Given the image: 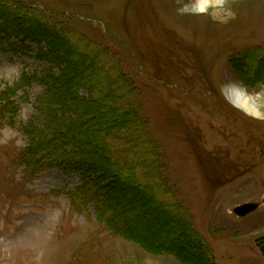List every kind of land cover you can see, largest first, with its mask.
I'll return each instance as SVG.
<instances>
[{
    "label": "rangeland",
    "instance_id": "1",
    "mask_svg": "<svg viewBox=\"0 0 264 264\" xmlns=\"http://www.w3.org/2000/svg\"><path fill=\"white\" fill-rule=\"evenodd\" d=\"M34 16L74 30L69 41L58 32L53 59L61 70L46 73L86 80L94 98L86 112L67 115L72 124L60 114L48 132L37 124L41 143L75 135L79 155L92 160L125 108L114 85L131 88L150 137L142 148L109 147L105 158L108 171L136 175L138 189L127 178L107 198L134 237L98 217L79 177L27 168L24 127L44 90L21 78L43 69L18 34L44 33ZM2 20L0 264H264L257 242L264 236V0H0ZM235 91L250 97L252 112L234 103ZM157 202L184 217L175 221ZM248 203L258 208L234 212Z\"/></svg>",
    "mask_w": 264,
    "mask_h": 264
},
{
    "label": "trees",
    "instance_id": "2",
    "mask_svg": "<svg viewBox=\"0 0 264 264\" xmlns=\"http://www.w3.org/2000/svg\"><path fill=\"white\" fill-rule=\"evenodd\" d=\"M34 18L36 20V27H39L41 31L45 30V34H51L50 32H52V39H50V37L45 39L46 37H44L43 32H41V37L38 35L33 36V31L31 32L30 36L26 35L27 32L23 31H21V33L19 34L17 33L20 36L19 38L21 40H19V42L21 45L26 44L25 42L31 43L32 46L29 48L30 51L28 55H30V57L32 56L31 58L35 59V61H38L40 65H42L43 69L41 70V73L39 72V74L37 75L29 74V77L22 76L21 78L23 80L24 86L28 84V80H31L34 82H39L43 86L44 90L42 96H40L36 102L37 115L33 119L34 121L32 120V123L30 125L27 124L24 127V133L27 134L28 137H30L31 143V145L28 147V153L26 155V162L28 164L27 168H29L30 165L33 164L36 166L35 168L39 170H44L46 168H55L60 169V171L64 173L73 174L79 177L82 181V187H80L79 190L85 193L84 200L86 202L94 203L97 209L98 217L109 223V225L118 234H121L124 237L128 236V238L134 237L136 236L137 230L135 228L130 229L129 226L125 224L127 218L122 214V212H118L116 210L112 203V199L110 200L109 198L108 200L107 198L109 196V193H116V190L121 187L119 186V184L127 183V178L130 182V188L138 189V184L134 179L136 178V175L134 173L132 174L128 172L123 173V171L120 173L114 171L111 172V168L108 167V165L112 163V161H108V158H105V156H108L109 147L114 149V151H117L122 150V148H124L125 146L134 145L136 143L140 144V147L142 148V144L144 143L145 139L150 137V135L148 134L147 125L144 119H142L141 117L139 110L140 108L137 104L134 103L133 99L131 98L132 95L130 96V93L132 92L130 90L131 88L127 85H125L124 88L122 84L121 87L118 83L113 87L118 89V94L114 93L113 88L110 87L108 89V93L111 95L110 97H113V99L111 100H114L116 98V94H123L122 101L125 103V108L123 107L124 111H122L121 118L119 117V119L116 120L115 124L111 125L109 128L104 129L105 135L109 136L108 138L111 137V139L107 140L105 144L99 147V149L93 155L92 160L83 158L79 155L80 152H77L78 140L75 135H52L47 142H45L44 144L41 143L39 139V125L42 124V128L48 132L51 128L50 126H52L49 120L53 117L56 118L55 116H57V114H60L61 118L64 121L65 119H68L67 121L69 122V124H72V119L67 115L75 113L78 110L86 112L90 105H92L91 103L94 101V98L92 97V88H87L89 84L86 82V80L71 81L70 79L66 78L62 81H59L57 74L54 75L46 73V70H50L51 67H53L54 69L59 68V71L61 70V67L58 65L57 61L53 59L54 50L60 47V41L57 38L59 37L58 32H60L62 36H64V38L69 41L70 37L68 36H73L74 30H62L60 28V30H57V27H60V23L57 19L49 18V20H43L39 16H34ZM26 21H28V19L23 22ZM0 24V30H4L5 27L3 26V20ZM67 32L68 35L66 37L64 33L67 34ZM1 37L3 38V36ZM53 41L56 42L55 45L53 44ZM6 50L8 51V49ZM11 50L14 52L15 49L12 48ZM59 73L62 74V72ZM60 77H62V75ZM121 80L125 82L127 79L122 77ZM19 86H21V84H19ZM61 87L64 88V94L66 97H62L61 95L57 94V92H62L60 91ZM86 89L90 90L86 92ZM100 98L102 99L101 96ZM52 100L53 102H51ZM78 104L82 105L80 109L78 107ZM39 120L42 122H40ZM56 122L59 121L56 120ZM81 122L89 123L90 121L88 122L86 118ZM52 124L54 123L52 122ZM85 129H87V127ZM113 130H115L116 132L113 133ZM86 144L90 145L92 143L87 141ZM123 165H125L123 160L122 162L116 163V166L118 167H122ZM107 168H110L109 171ZM153 169L154 168H149V170ZM133 181L135 183H133ZM159 203L157 202V205ZM160 204L162 210L160 212H166L167 214L170 213L171 215L176 214L174 217L172 216L175 221H179L184 217V214L183 212H181L179 207L172 206V209L165 205L164 202ZM131 210L133 212L139 211L136 208ZM173 212H175V214H173ZM162 250L166 251L168 250V247L165 246Z\"/></svg>",
    "mask_w": 264,
    "mask_h": 264
},
{
    "label": "bare ground",
    "instance_id": "3",
    "mask_svg": "<svg viewBox=\"0 0 264 264\" xmlns=\"http://www.w3.org/2000/svg\"><path fill=\"white\" fill-rule=\"evenodd\" d=\"M227 0H222L223 4L226 3ZM246 94V93H245ZM235 104H237L240 108L245 111L252 112L253 105L251 103V99L248 95H243L241 91L232 92L230 95ZM113 175V174H112Z\"/></svg>",
    "mask_w": 264,
    "mask_h": 264
},
{
    "label": "water",
    "instance_id": "4",
    "mask_svg": "<svg viewBox=\"0 0 264 264\" xmlns=\"http://www.w3.org/2000/svg\"><path fill=\"white\" fill-rule=\"evenodd\" d=\"M257 204L254 203H248L244 204L242 206H239L235 208L234 212L239 216H246L249 213L255 211L257 209ZM258 245L260 246V250L264 257V236H261L257 239Z\"/></svg>",
    "mask_w": 264,
    "mask_h": 264
},
{
    "label": "snow or ice",
    "instance_id": "5",
    "mask_svg": "<svg viewBox=\"0 0 264 264\" xmlns=\"http://www.w3.org/2000/svg\"><path fill=\"white\" fill-rule=\"evenodd\" d=\"M203 10V9H202Z\"/></svg>",
    "mask_w": 264,
    "mask_h": 264
}]
</instances>
